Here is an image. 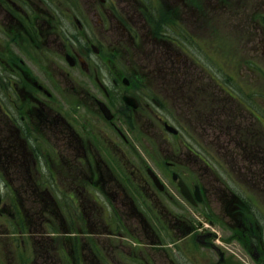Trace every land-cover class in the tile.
<instances>
[{
    "label": "flooded vegetation",
    "instance_id": "1",
    "mask_svg": "<svg viewBox=\"0 0 264 264\" xmlns=\"http://www.w3.org/2000/svg\"><path fill=\"white\" fill-rule=\"evenodd\" d=\"M158 1L0 0V182L10 187L12 200L23 201L15 206L11 200V207L0 211V216L11 222L8 226L17 227L29 243V236L37 237L35 242L44 250L54 239L59 238L56 242L60 243L56 248L59 261L39 259L34 264H92L97 259L92 247L75 248L77 240L65 228L68 221L57 200L62 193L59 184H71L65 197L72 201L76 215L94 209L92 201L100 206L98 199L103 200L110 213L131 217L134 213L143 222L140 231L146 241L152 248H160L155 244L158 234L145 222L144 209L136 200H150L155 208L149 209H157L160 215V209L171 213L161 200L174 198L167 184L183 198L179 181L188 190L191 200L187 202L201 207L200 216L204 218L205 211L213 217L223 212L229 220V237L243 247L251 264H264V113L258 109L264 107V98L248 99L234 93L221 79V66L216 63L207 68L196 53L202 51L198 37H208L202 33H209L210 20L221 19L222 8L232 0H164V7L170 9L166 19L152 15L150 8L160 7ZM66 3L70 7L64 19L70 29L63 31L61 6ZM86 10L88 17L77 16L87 14ZM95 23L102 24L103 49L91 42L93 36L89 38L95 33ZM190 23L197 36L190 34ZM15 41L20 46L14 53L10 45ZM90 51L100 58L97 69L104 68L109 74V94L105 90L108 85L94 79ZM93 87L105 94V100L93 94ZM65 97L74 101L68 114L62 112ZM99 102L109 110L111 120L103 116ZM239 106L251 114L253 122L236 139L228 137L233 117L221 119L220 114ZM196 119L203 125L201 141L189 143L191 121ZM213 121L219 123L218 129L212 128ZM98 123L104 128L97 127ZM207 134L208 141L203 140ZM207 144L214 154L206 156ZM114 148L120 153L118 161L134 169L133 174L120 176L108 165L106 152ZM153 150L167 153L162 159V176L148 161ZM236 151L248 152L249 157L236 160L235 154L241 158ZM212 166L221 169L222 177H216L219 186L209 196L202 177ZM228 167L236 170L229 176ZM149 170L159 182L152 180ZM190 176L196 179L191 181ZM20 183L21 191L13 186ZM129 185L136 191L135 198ZM235 186L249 194V209L240 201ZM28 200L36 204L37 216L29 211ZM174 216L176 226L168 224L166 230L190 238L189 244L195 245L190 242L198 241L194 233L201 231V221L195 224ZM213 220L219 222L220 218ZM215 233L201 231L198 238L214 241ZM62 237H69L65 240L69 248L62 246ZM60 252L68 259H61ZM218 254L215 264H249ZM0 261L28 264L25 259ZM153 264H157L154 259Z\"/></svg>",
    "mask_w": 264,
    "mask_h": 264
},
{
    "label": "rangeland",
    "instance_id": "2",
    "mask_svg": "<svg viewBox=\"0 0 264 264\" xmlns=\"http://www.w3.org/2000/svg\"><path fill=\"white\" fill-rule=\"evenodd\" d=\"M158 4H160V7L157 6L150 8L153 13L152 15L155 17H162V19L168 18L170 16V9L164 7V0H159ZM61 7L63 12L62 19L64 21L62 23L64 27L62 30L66 31L70 28L68 22H65L64 17H66V15L64 12L66 9H69L70 4L66 3ZM73 10H76L75 5H73ZM86 12L87 14H77V16L86 18V16L88 17V10H86ZM262 16H264V0H232L231 2H227L222 8V13H220L221 19L212 18L210 20L212 21V25L209 28V33L206 31L205 33H202L208 37H198L200 39L198 42L202 49L201 53L195 51L200 54L199 58L207 68H210L216 63L219 64L221 66V79L228 83L229 88L234 93L239 94L240 96L243 94L244 96H247L246 98L248 99L250 96L260 97L259 99H261V97L264 98V23H260L264 20V17ZM180 22H182V20H180ZM101 27V23H95L93 25V29L96 34H90L89 38L93 36L91 42L96 43L98 46L100 45L103 49L105 37L101 31ZM192 27L193 24L190 23V34L197 36L195 31L192 30ZM166 28L167 27L164 26L163 30ZM78 42L80 43L81 39H78ZM19 46L20 44L18 41H15L12 45H10L14 53L17 51L16 48ZM90 56L96 69V72H94V79H97V81L99 79L103 86H105L104 83H106L108 86L105 87V90L108 94L111 93L110 84L107 82L109 74L104 68H102V70L99 68L97 69V64H99L100 58L91 51ZM120 64L121 63H119V65ZM93 94L97 98L105 100V94L103 96L102 92H97L95 87H93ZM65 98L66 102L65 105H63L62 112H64V114H68V107L72 106L74 101L71 102L67 97ZM248 101L249 100L247 99L245 100V102ZM256 102L259 107L262 106L261 104H258L260 102L259 100L256 99ZM258 109L264 113V107ZM227 115L229 118L233 117L232 122L229 120V124L232 125L233 128L230 132L232 135H228V137L240 139L241 136L239 133L242 132V130L249 128V123L253 122V119L251 120V114L247 115L242 107L239 106L233 107V109L230 107V109L224 110L222 114H220V118L223 119L224 117H227ZM191 122L192 136L191 140L188 142L194 143L196 140L201 141L200 129L203 125H198V119ZM254 124L256 127L259 125L258 122ZM211 126L213 129H218L220 127L217 121H213ZM97 127L104 128V126L100 123H98ZM207 133L209 132L207 131ZM208 136L209 135L207 134L203 140L208 141ZM204 148L205 151H203L206 156L215 153L214 148L208 144ZM234 153H238V155L241 156V158H239L235 154L234 159L236 160H241L242 158L247 159L249 157L248 152L236 151ZM106 154L107 161L109 163L108 165L114 167V170L119 172L120 176L123 175L125 177L126 175L129 176L130 173H134V169L131 170L130 167H128V164L126 167L118 161L120 159V153L116 148L109 150ZM127 156L131 161L129 154H127ZM166 156L167 153L160 152L159 150H153L151 153H148L150 166L161 176L165 173V165L163 164L162 159ZM212 167L213 168L211 169L207 168L205 177H202L204 178L203 185L206 186V192L209 196L213 192V188L219 186V182L216 177H222V172L220 171L221 169L216 166ZM243 167L244 169H247L249 164L244 165ZM231 170L236 171L235 167H228L225 170L228 173V176L230 173H233ZM222 171L224 176H226L224 169H222ZM195 179L196 177L190 176L191 181ZM223 179L224 178L221 180ZM232 184L234 185V183ZM13 186L19 187V191H21V187L23 185L20 183ZM48 186H50V184H48ZM58 186L62 193L60 198L57 197V200H59L62 204V212L68 221L65 224V228L68 233L72 234L74 238L73 240H77L76 242L78 244L74 242L75 248L77 245H82L83 248L90 250L91 245H96L98 250H102V255L104 257L103 260L107 262L103 264H153V259L157 264H170L169 262L172 261V264H215V261L219 259L218 251H220L227 259H233L239 263L242 262L251 264L249 255L243 247L238 242L230 239L229 236L231 233L227 229L229 220L223 212L220 216L213 217L208 211H205V215L202 214L205 216L203 218L199 215L202 211L201 207H192L187 201L175 193L173 186L167 184V191L174 193L173 200H161L171 213H169L166 209H160V212L162 213L160 215L157 209H154V212L149 209V207L155 208L150 204V200L140 199L138 197V201L136 200L138 206L144 209L143 217L145 222L154 227L156 233L158 234L160 244L164 245V247L162 246L160 249L155 247L152 248L145 241L146 238H144L143 233L140 231V223L143 222L136 217L134 213L131 214L133 218L129 216L130 214H110V211L103 208V206H107L106 202L98 199L100 206L102 204L104 211L99 212L98 208L100 206H97L94 204V201H92L94 209H90L87 213H79L76 215V213H74L75 206L72 204V201L68 197H65L68 195L66 194L68 193L66 192V189H68L71 184L63 183ZM129 187L131 195L135 198L134 193L136 191L132 185H129ZM9 188L10 187H8L7 184L0 182V211L2 213L11 207L12 202H15V206H20V203H23L21 199L12 200ZM234 191H237L240 197L249 206V194L246 193V190L243 189L242 191L240 186H235ZM28 202L31 204L29 211L37 216L39 211L36 204H34L32 200H28ZM24 208L26 209V206ZM174 215L183 217L186 220L188 219L191 223L195 224H198L200 220L201 224L198 228H200L201 231L213 233L214 231L217 232L215 233V236H212L214 241L213 239H205L204 241L203 238H198V235L201 233L198 229L194 233V237H196L198 241L190 242L195 243V245L189 244L190 238L183 241L178 240V232L172 233L167 231L168 224H174L176 226L175 220L173 219L175 218ZM215 218H220V224L219 222L213 220ZM259 220H261V216H259ZM213 221L215 224H213ZM8 223L11 222L6 220L4 216H0V259H8L9 263L13 262V259H25L28 264H34L39 259L59 261V259L56 258V251H59L56 248L60 245V243H57L59 241L56 242V240L59 238L54 239L55 242L50 241L52 245L49 248L46 246L44 250L39 243L35 242L39 241L37 240V237L29 236L31 239L29 243L25 235H19L21 232L16 229L17 227L15 228V226L12 225L8 226ZM71 228L73 231H69ZM29 232H33L32 229H30ZM51 232L52 231H49L48 233ZM101 232L105 233V235L109 234L116 237L101 236ZM91 233H95L97 235L94 236ZM13 239H15V241H13ZM67 239L70 240L69 237H62V246L66 245V247L69 248L70 243L67 244V241H65ZM40 241L43 244L46 243L45 240ZM135 242L138 244L136 245ZM139 244L143 245L139 247ZM59 255L61 259H68L65 255L62 256L63 254L61 252ZM85 259H87V257ZM0 264H2L1 261ZM87 264H90V262L87 261Z\"/></svg>",
    "mask_w": 264,
    "mask_h": 264
}]
</instances>
